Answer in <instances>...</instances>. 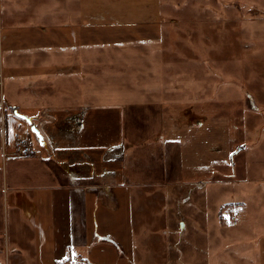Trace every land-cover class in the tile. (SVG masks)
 <instances>
[{
	"label": "rangeland",
	"instance_id": "obj_1",
	"mask_svg": "<svg viewBox=\"0 0 264 264\" xmlns=\"http://www.w3.org/2000/svg\"><path fill=\"white\" fill-rule=\"evenodd\" d=\"M76 1L92 16V43L124 46L116 58L134 66L118 74L139 76L145 98L139 114L124 115V151L140 145L125 167L140 179L92 196L90 258L74 261L264 264V0ZM1 21L0 123L21 111L19 99L1 96L5 40H19L20 30L6 34L10 20ZM172 139L186 172L181 185L164 188L163 144Z\"/></svg>",
	"mask_w": 264,
	"mask_h": 264
},
{
	"label": "crops",
	"instance_id": "obj_2",
	"mask_svg": "<svg viewBox=\"0 0 264 264\" xmlns=\"http://www.w3.org/2000/svg\"><path fill=\"white\" fill-rule=\"evenodd\" d=\"M76 2L0 0V23L10 20L6 34L20 30L21 35L5 40L1 96L16 105L19 99L18 114L31 120L24 121L16 111H8L13 118L6 113L1 118L0 264L87 260L92 196L124 188L131 177L140 179V171L125 167L140 145L124 151V115L141 112V80L132 72L118 74L120 68L134 66L116 58L124 46L88 39L92 16L78 10ZM13 41L20 46L13 47ZM13 67H20V74L7 70ZM32 126L42 137L39 144L27 135ZM110 131L116 132L115 141L110 142ZM21 135L30 142L31 157L17 151ZM163 149L162 187L181 185L186 172L181 141H165Z\"/></svg>",
	"mask_w": 264,
	"mask_h": 264
},
{
	"label": "built area",
	"instance_id": "obj_3",
	"mask_svg": "<svg viewBox=\"0 0 264 264\" xmlns=\"http://www.w3.org/2000/svg\"><path fill=\"white\" fill-rule=\"evenodd\" d=\"M17 151L24 158L31 157L34 154L29 143L22 139L17 140Z\"/></svg>",
	"mask_w": 264,
	"mask_h": 264
},
{
	"label": "water",
	"instance_id": "obj_4",
	"mask_svg": "<svg viewBox=\"0 0 264 264\" xmlns=\"http://www.w3.org/2000/svg\"><path fill=\"white\" fill-rule=\"evenodd\" d=\"M15 114H16L17 116H19V117L25 119L28 123H31V120H30L29 118H26L25 116H22V115L18 114L17 112H16ZM31 131H32V133H34V134L37 135V137L39 138L40 141L42 140V137H41V135H40L38 129H37L35 126H32V127H31Z\"/></svg>",
	"mask_w": 264,
	"mask_h": 264
}]
</instances>
